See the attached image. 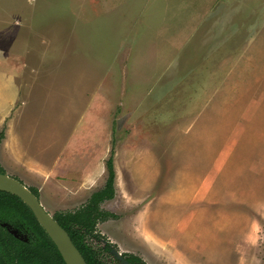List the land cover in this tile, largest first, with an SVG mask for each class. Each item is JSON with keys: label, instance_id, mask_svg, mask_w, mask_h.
I'll list each match as a JSON object with an SVG mask.
<instances>
[{"label": "rangeland", "instance_id": "obj_1", "mask_svg": "<svg viewBox=\"0 0 264 264\" xmlns=\"http://www.w3.org/2000/svg\"><path fill=\"white\" fill-rule=\"evenodd\" d=\"M3 90L0 165L48 213L112 155L120 253L264 264V0H0Z\"/></svg>", "mask_w": 264, "mask_h": 264}, {"label": "trees", "instance_id": "obj_2", "mask_svg": "<svg viewBox=\"0 0 264 264\" xmlns=\"http://www.w3.org/2000/svg\"><path fill=\"white\" fill-rule=\"evenodd\" d=\"M105 167L107 176L104 185L93 192L84 205L72 212L53 214V218L67 232L86 264H113L114 262L108 260L103 251L99 255L92 250L89 244L85 243L90 238L102 237L97 232L99 223L117 218L115 214L101 209V204L111 200L115 195L112 155L105 161ZM0 173H4L1 165ZM28 189L38 197V191L35 188ZM0 223L20 225V232L27 238V242L24 243L0 226V264L39 263L42 258L48 256L56 259H54L55 264H64L56 247L37 223L28 207L16 196L2 191H0ZM109 248L110 246H107V249ZM126 260L129 264H145L140 257L134 254L127 255Z\"/></svg>", "mask_w": 264, "mask_h": 264}, {"label": "water", "instance_id": "obj_3", "mask_svg": "<svg viewBox=\"0 0 264 264\" xmlns=\"http://www.w3.org/2000/svg\"><path fill=\"white\" fill-rule=\"evenodd\" d=\"M0 191L16 196L28 207L37 223L56 247L64 264H86L67 232L57 223L53 216L43 208L39 198L22 182L6 173H0ZM11 233L15 236L14 231ZM111 253L122 264H128L118 251L112 250Z\"/></svg>", "mask_w": 264, "mask_h": 264}, {"label": "flooded vegetation", "instance_id": "obj_4", "mask_svg": "<svg viewBox=\"0 0 264 264\" xmlns=\"http://www.w3.org/2000/svg\"><path fill=\"white\" fill-rule=\"evenodd\" d=\"M5 173V172H4ZM17 179V178H15ZM18 180V179H17ZM20 181V180H19ZM21 182V181H20ZM53 216V215H52ZM0 226L3 227L4 229H6L13 237L19 239L20 241L26 243L27 242V238L25 237V234H22L19 230L20 225L18 226H14V225H10L7 223H0ZM12 231L15 232V236L11 233ZM23 238V239H22ZM98 238L101 237H95V238H90L89 240H86L85 243L89 244L92 248L93 251L97 252L99 255L102 253V251L105 253V257L110 260V261H114L113 264H122L118 259H116L111 251L112 250H116V246H113V243H109L108 241H106L105 239L101 238V244L98 243ZM75 246V245H74ZM107 246H110L109 249H107ZM107 249V250H106ZM79 251V250H78ZM119 252V251H118ZM80 253V252H79ZM120 253V252H119ZM81 254V253H80ZM121 256L123 257V259L128 263V261L126 260L127 255L120 253ZM82 256V255H81ZM54 259L53 257H44L39 261V263H31V264H55L54 263ZM62 259V258H61ZM56 260V259H55ZM63 261V260H62ZM85 261V260H84ZM86 263V262H85ZM12 264V263H9ZM16 264V262L14 263ZM129 264V263H128Z\"/></svg>", "mask_w": 264, "mask_h": 264}, {"label": "crops", "instance_id": "obj_5", "mask_svg": "<svg viewBox=\"0 0 264 264\" xmlns=\"http://www.w3.org/2000/svg\"><path fill=\"white\" fill-rule=\"evenodd\" d=\"M2 80H4V79H2ZM4 97H5L4 90L0 91V100L2 101L3 107L5 104ZM28 134L33 135V131H21L18 134H16V137H15V142L17 141V145L19 144L20 148H22L23 151L26 150V152H28L27 150H30V144H32V142L30 140H29V143H27V144L25 143V137ZM34 134H35V131H34ZM46 134H47V131H46ZM41 136H42V134H39L37 138L40 140L42 138ZM38 139H37V142H38V145H40V143H42V141L41 140L39 141ZM52 141H53V138L50 139V143H52ZM45 143H46V141H45ZM78 164L79 165H77V169L80 170L81 169V163H78Z\"/></svg>", "mask_w": 264, "mask_h": 264}]
</instances>
